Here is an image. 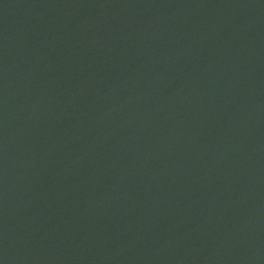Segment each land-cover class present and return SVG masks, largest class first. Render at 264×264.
<instances>
[{
	"label": "water",
	"instance_id": "95a60500",
	"mask_svg": "<svg viewBox=\"0 0 264 264\" xmlns=\"http://www.w3.org/2000/svg\"><path fill=\"white\" fill-rule=\"evenodd\" d=\"M0 264H264V0H0Z\"/></svg>",
	"mask_w": 264,
	"mask_h": 264
}]
</instances>
